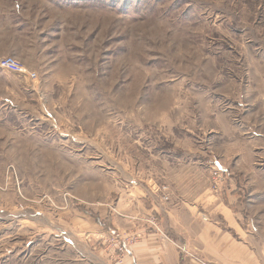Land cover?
<instances>
[{
	"label": "rangeland",
	"instance_id": "1",
	"mask_svg": "<svg viewBox=\"0 0 264 264\" xmlns=\"http://www.w3.org/2000/svg\"><path fill=\"white\" fill-rule=\"evenodd\" d=\"M5 55L37 78L0 69V264H108L68 205L169 195L167 152L264 156V0H0Z\"/></svg>",
	"mask_w": 264,
	"mask_h": 264
},
{
	"label": "crops",
	"instance_id": "2",
	"mask_svg": "<svg viewBox=\"0 0 264 264\" xmlns=\"http://www.w3.org/2000/svg\"><path fill=\"white\" fill-rule=\"evenodd\" d=\"M214 134L220 140L219 133ZM257 148L240 146L238 153L203 159L167 152L169 171L160 185L171 189L169 200H162L163 187L150 191L134 185L128 189L132 197L120 198L126 206L123 213L113 209L122 217L113 216L110 203L98 213L101 223L84 212L88 209L81 211V205H68L74 213L72 225L92 232L100 245L79 244L85 246L84 252L96 253L108 264H264V156L254 152ZM212 163L222 169L217 191L211 188ZM203 167L209 169L205 182L203 175L199 177L198 168ZM134 202L137 208L131 207ZM152 219L167 239L151 225ZM102 229L104 235L115 230L123 237L138 234V238L116 262L112 258V253H118L115 245L101 246L94 234Z\"/></svg>",
	"mask_w": 264,
	"mask_h": 264
},
{
	"label": "built area",
	"instance_id": "3",
	"mask_svg": "<svg viewBox=\"0 0 264 264\" xmlns=\"http://www.w3.org/2000/svg\"><path fill=\"white\" fill-rule=\"evenodd\" d=\"M0 69L10 71V72H14V73H18V74L27 75V77L31 81H35L37 78V73L35 71L28 70L19 60H17L15 57L9 56V55L0 56ZM210 178H211L212 190L217 191V189L219 187V183L223 179L222 174L220 173V171L218 169H216L214 167L211 170ZM162 197L165 200H167L169 198V195L165 194ZM110 241L113 245H115L118 253H120V254L125 253L126 249H125V245L123 243V240L122 241H119V240L114 241V240L110 239Z\"/></svg>",
	"mask_w": 264,
	"mask_h": 264
},
{
	"label": "trees",
	"instance_id": "4",
	"mask_svg": "<svg viewBox=\"0 0 264 264\" xmlns=\"http://www.w3.org/2000/svg\"><path fill=\"white\" fill-rule=\"evenodd\" d=\"M79 209H80L81 211H84V210H85V208H82V206H80ZM84 212H86V213L90 214L92 217H94V219H96V221H97L98 223H101V220L99 219L98 215L94 214L93 212H91V211H89V210H85Z\"/></svg>",
	"mask_w": 264,
	"mask_h": 264
}]
</instances>
